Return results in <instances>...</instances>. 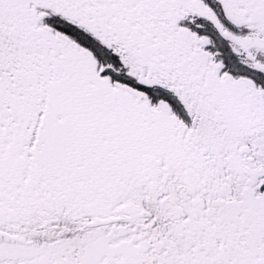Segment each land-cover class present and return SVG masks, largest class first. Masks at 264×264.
Here are the masks:
<instances>
[{
  "label": "snow or ice",
  "instance_id": "6c2138e0",
  "mask_svg": "<svg viewBox=\"0 0 264 264\" xmlns=\"http://www.w3.org/2000/svg\"><path fill=\"white\" fill-rule=\"evenodd\" d=\"M0 264H264V0H0Z\"/></svg>",
  "mask_w": 264,
  "mask_h": 264
}]
</instances>
